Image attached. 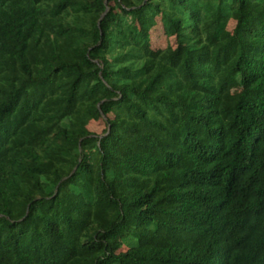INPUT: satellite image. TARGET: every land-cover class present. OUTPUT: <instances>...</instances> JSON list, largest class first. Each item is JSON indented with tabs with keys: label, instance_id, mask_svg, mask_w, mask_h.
Listing matches in <instances>:
<instances>
[{
	"label": "trees",
	"instance_id": "16d2710c",
	"mask_svg": "<svg viewBox=\"0 0 264 264\" xmlns=\"http://www.w3.org/2000/svg\"><path fill=\"white\" fill-rule=\"evenodd\" d=\"M0 264H264V0H0Z\"/></svg>",
	"mask_w": 264,
	"mask_h": 264
},
{
	"label": "rangeland",
	"instance_id": "374dc122",
	"mask_svg": "<svg viewBox=\"0 0 264 264\" xmlns=\"http://www.w3.org/2000/svg\"><path fill=\"white\" fill-rule=\"evenodd\" d=\"M235 22L230 21L228 25V30H233L235 28ZM176 40L174 38H168L161 24L158 25L152 32V45L154 50H164L168 47H176ZM241 92L240 88L233 89L231 93L238 94ZM89 130L97 135H102L103 132L106 130V124L101 122H91L88 126Z\"/></svg>",
	"mask_w": 264,
	"mask_h": 264
}]
</instances>
